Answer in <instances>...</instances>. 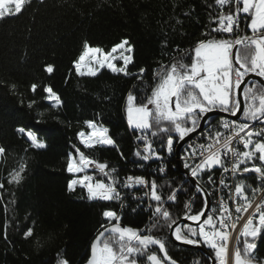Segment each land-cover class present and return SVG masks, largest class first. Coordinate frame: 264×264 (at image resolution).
Masks as SVG:
<instances>
[{
	"label": "trees",
	"instance_id": "trees-1",
	"mask_svg": "<svg viewBox=\"0 0 264 264\" xmlns=\"http://www.w3.org/2000/svg\"><path fill=\"white\" fill-rule=\"evenodd\" d=\"M234 10V4L223 7L221 0H25L19 11L0 18V264H87L93 241L109 228L110 212L129 235L158 242L170 263L155 245L110 235L104 242L119 262L153 264L154 256L165 264H210L198 250L178 247L169 238L174 224L203 212L202 195L180 174L175 153L165 174L144 170L133 136L147 135L150 150L164 159L168 146L177 147L194 132L206 112L237 110L236 93L233 108H223L208 104L199 87L188 82L197 77L201 45H230L214 30ZM251 20V13H242L247 40L239 45L236 61L245 75L255 72L256 58L255 46L247 41L257 39L264 45V29L251 31ZM122 43L130 51L129 61L116 60V71L104 67L95 75L77 72L75 65L87 47L109 54ZM172 75L185 82L179 108L200 111L154 115L148 130L131 129L125 116L128 104H150ZM239 75L241 80L245 76ZM259 75L264 78V61ZM263 97L259 84L247 86L242 122L264 119ZM223 120L211 119L205 128ZM90 124L105 129L112 145L84 147L79 137L89 133ZM26 133L44 146H33ZM260 144L264 142L252 141L253 154ZM254 155L248 166L259 167L264 175V163ZM81 158L105 165L115 182L150 174L157 191L152 212L133 202L119 214L116 203L97 200L79 182L87 172L70 169L71 164L79 166ZM207 174L197 176L199 183ZM236 186L249 204L264 192V181L255 175L237 177ZM203 224L213 228L208 216ZM253 225L255 234L238 240L235 264H264V223ZM198 231L182 226L178 235L201 244L216 264H223L224 257L200 240Z\"/></svg>",
	"mask_w": 264,
	"mask_h": 264
},
{
	"label": "built area",
	"instance_id": "built-area-1",
	"mask_svg": "<svg viewBox=\"0 0 264 264\" xmlns=\"http://www.w3.org/2000/svg\"><path fill=\"white\" fill-rule=\"evenodd\" d=\"M243 2L245 0H221L223 7L228 8L232 4L235 7L233 14L222 19L214 30L216 35L230 40V45L226 46L229 54L235 46L247 40L243 36L242 13L238 9ZM233 74V85L236 87L241 82V77L238 72L234 71ZM98 132H102V139L96 141L84 138L80 134L82 145L87 148L111 146L106 130L98 128ZM133 137L136 138L138 160L144 170L149 168L151 172L159 170L160 173L165 174L166 165L173 157L176 146L170 144L165 158L159 159L150 150L147 135L137 133ZM255 138L264 142V119L252 122L225 119L218 125L205 128L185 144L180 152V161L196 180L197 176L208 173L203 179V184H200L211 198L208 217L213 222V228L209 230L203 224L199 228L198 237L203 242H211L215 249L222 251L225 264H235V250L240 237L247 234L254 223L261 225V222H264V205L261 204L264 192L254 203L249 204L236 186V178L239 176L255 175L259 180L264 181V175L259 168L248 166L254 158L252 141ZM213 162H216L215 166L211 165ZM83 171L87 173L79 180L82 187L92 192L99 201L119 205V214H123L133 202L143 211L152 212L157 191L155 182L149 177L150 174L128 175L115 182L108 174L105 165L89 159H83ZM99 178L103 180L99 181ZM77 183L78 181H74L73 187ZM160 211L161 209L157 214ZM106 218L110 221L109 227H111L115 225L118 216L110 212ZM177 236L179 238L178 234Z\"/></svg>",
	"mask_w": 264,
	"mask_h": 264
},
{
	"label": "rangeland",
	"instance_id": "rangeland-1",
	"mask_svg": "<svg viewBox=\"0 0 264 264\" xmlns=\"http://www.w3.org/2000/svg\"><path fill=\"white\" fill-rule=\"evenodd\" d=\"M24 2L25 0H0V18H2L5 15H9L11 13L19 11L20 10L19 8H21L20 6L23 5ZM263 24H264V0H260L255 14V19L252 24V29L255 30L254 32L260 31L261 29L259 28L264 27L262 26ZM202 48L209 49L211 51V54L208 53L202 54L201 49H197V53L201 58V61L199 65L195 67V73L197 77L195 76L196 78H194L193 82L191 83H194L199 87L203 97H205L207 100L210 99L212 103H216L223 108H228L227 106L229 105L231 99L230 91L232 89V83H233L232 78L234 75L232 70L233 67L231 62V56H229V54L226 53L225 45L216 44V43H212V44L207 43L204 44ZM129 52L130 51L125 47L124 43L115 47L109 54H105L100 50L90 49L87 47L83 55L79 59L78 63L75 65V68L78 73L83 75L84 74L95 75L99 70H101L104 67L109 68V70L111 71H116V67L114 64L115 61L122 60L128 62L129 58H127V54ZM199 76H201L200 77L201 79L198 78ZM178 86H180L178 76L172 75L157 90V92L154 95L153 101H151V103L149 102L150 104L140 107V106H135L132 103H129L126 108V114H125L128 126L131 129L139 130L143 132L149 129L150 119L152 116L154 115L169 116L172 111L171 100ZM181 87L182 85L179 88V92L177 96L180 93ZM260 104L261 107L263 108V114H264V97L260 99ZM94 133L97 136V138L96 137L93 138L92 135H94ZM82 135L84 138L94 139V141H96L97 139H102V132H98V128H96L94 124H90L89 134L84 132L82 133ZM26 136L31 141L33 146L35 147L44 146V144L39 143L32 134L26 133ZM133 142L134 144L136 143V139L134 137H133ZM255 153L259 154L262 162L264 163L263 144H260L255 147ZM1 154L2 152L0 150V158H1ZM215 163L216 162H213L211 163V165L215 166ZM252 168H259V167H252ZM70 169L73 173H78V170L83 171L82 159L79 167L76 164H71ZM253 227L254 225L250 228L247 234H252V235L255 234V230L253 229ZM204 243L213 249L215 248L213 244L209 241H204ZM216 250L218 254H220L225 259L224 253L218 249ZM151 261L153 264H165L161 262L159 258L154 256L151 257Z\"/></svg>",
	"mask_w": 264,
	"mask_h": 264
},
{
	"label": "water",
	"instance_id": "water-1",
	"mask_svg": "<svg viewBox=\"0 0 264 264\" xmlns=\"http://www.w3.org/2000/svg\"><path fill=\"white\" fill-rule=\"evenodd\" d=\"M247 43L254 45L256 48V58H255V63H254L255 72L254 73L245 75V70L241 66H239V64L237 63L236 53H237V49L239 45L235 46L231 53V62H232L233 68L237 70L239 73L245 75L236 90V96H237V101H238L237 110L234 113H226L222 110H212V111L206 112L201 118L198 128L194 132L185 136L178 143L176 147V151H175L176 160H177V168L180 174L185 178V181L187 183H189L192 187H194V189L197 192H199L202 195L204 202H205V206H204L203 212L197 217H185L179 222H177L176 224H174L170 230L169 238H170L171 243L178 247L185 248V249L198 250L203 256H205L210 261V264H216V259L210 254V252L206 248H204L201 244L196 243V242L181 240L177 236L178 230L182 226L200 228L207 218V215L209 213V210L211 208V203H212L210 195L208 194L207 190L193 176H191L190 173L184 168L182 162L180 161V152H181L182 147L185 144H187L195 136H197L202 131H204L208 121H210L211 119L224 118V119H229L232 121L240 120L243 115L244 109H245L244 92L248 85H250L251 83H257L264 89V78L259 75V65L260 63L264 61V45L257 39H250L247 41ZM188 82H193V80L188 81ZM184 83L185 82H181L180 86L183 85ZM180 86L177 87L175 94L171 100L172 112L179 116H186V115L199 112L200 111L199 109L181 110L179 108L177 104V100H178L177 94L179 92ZM175 102H176V105H175ZM109 235H116L118 237H121L123 239L129 240L132 242H139V243L141 242V243H147L150 245H155L159 248L162 259L168 261L163 247L158 242L151 240L147 237L135 238L129 235L122 225L115 224L107 228L106 230H104L102 233H100L96 237V239L93 241L92 246H91L90 259L87 264H97L98 245L101 243L103 238ZM125 264H132V263H125ZM223 264H225L224 261H223Z\"/></svg>",
	"mask_w": 264,
	"mask_h": 264
},
{
	"label": "crops",
	"instance_id": "crops-1",
	"mask_svg": "<svg viewBox=\"0 0 264 264\" xmlns=\"http://www.w3.org/2000/svg\"><path fill=\"white\" fill-rule=\"evenodd\" d=\"M259 2H260V0H246L243 4H242V7H241V11H242V13L243 14H249V13H251V16H252V20H251V24H250V27H249V29L251 30V31H255L254 29H252V24H253V22H254V19H255V14H256V11H257V8H258V5H259ZM22 6L23 5H21L20 7L22 8ZM21 8H19V9H21ZM15 13V12H14ZM262 26H264V24L262 25ZM259 29H264V27H261V28H259ZM259 29H257V30H259ZM204 45V44H203ZM203 45H201L198 49H201V53L203 54V53H208V54H211V51L209 50V49H206V48H202L203 47ZM225 51H226V53H228L229 54V52H227V50H226V46H225ZM229 56H231V54H229ZM201 74V73H200ZM199 77H201V76H199ZM201 79V78H200ZM232 81H233V78H232ZM230 93H231V99H230V102H229V105L227 106V107H231V108H233V106H234V104H235V93H236V91H235V86L233 85V83H232V89H231V91H230ZM204 100L207 102L208 101V104H216V103H212L211 101H210V99H206L205 97H204ZM218 105V104H217ZM220 106V105H219Z\"/></svg>",
	"mask_w": 264,
	"mask_h": 264
},
{
	"label": "flooded vegetation",
	"instance_id": "flooded-vegetation-1",
	"mask_svg": "<svg viewBox=\"0 0 264 264\" xmlns=\"http://www.w3.org/2000/svg\"><path fill=\"white\" fill-rule=\"evenodd\" d=\"M107 237L108 236H106L101 241V243L98 245V248H97V264H115V263L125 264V263L119 262L120 258H119V256H116L117 253L114 250H112L111 247H109L108 245L105 244L104 240ZM90 252H91V247H90ZM89 259H90V256H89ZM89 259H88V261H89Z\"/></svg>",
	"mask_w": 264,
	"mask_h": 264
},
{
	"label": "bare ground",
	"instance_id": "bare-ground-1",
	"mask_svg": "<svg viewBox=\"0 0 264 264\" xmlns=\"http://www.w3.org/2000/svg\"><path fill=\"white\" fill-rule=\"evenodd\" d=\"M217 27V26H216ZM208 124V123H207ZM93 126V125H92ZM89 134V133H88ZM82 135V134H81ZM85 136V135H84ZM93 136V138H97V136L95 135V133H94V135H92ZM135 138V137H134ZM136 139V138H135ZM135 146H136V143H135ZM82 159V161H83V158H81ZM75 166V165H74ZM79 167V166H78ZM72 168V167H71ZM79 171V170H78ZM72 186H73V183H72ZM264 222H261V224H263Z\"/></svg>",
	"mask_w": 264,
	"mask_h": 264
}]
</instances>
